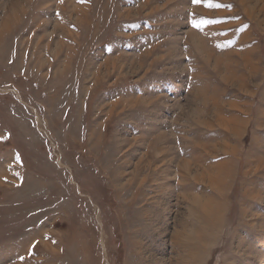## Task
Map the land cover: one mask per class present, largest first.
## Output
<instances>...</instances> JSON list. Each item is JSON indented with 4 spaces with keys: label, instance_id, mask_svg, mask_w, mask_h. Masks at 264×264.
<instances>
[{
    "label": "rangeland",
    "instance_id": "obj_1",
    "mask_svg": "<svg viewBox=\"0 0 264 264\" xmlns=\"http://www.w3.org/2000/svg\"><path fill=\"white\" fill-rule=\"evenodd\" d=\"M0 264H264V0H0Z\"/></svg>",
    "mask_w": 264,
    "mask_h": 264
},
{
    "label": "snow or ice",
    "instance_id": "obj_2",
    "mask_svg": "<svg viewBox=\"0 0 264 264\" xmlns=\"http://www.w3.org/2000/svg\"><path fill=\"white\" fill-rule=\"evenodd\" d=\"M194 2H199V0H194ZM211 6V5H210ZM216 6H219V5H216ZM196 26H198V25H196Z\"/></svg>",
    "mask_w": 264,
    "mask_h": 264
}]
</instances>
